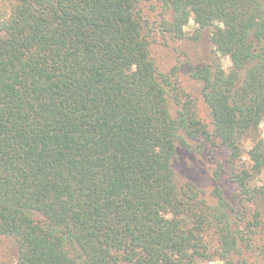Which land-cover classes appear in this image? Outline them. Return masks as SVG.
<instances>
[{"label": "trees", "instance_id": "16d2710c", "mask_svg": "<svg viewBox=\"0 0 264 264\" xmlns=\"http://www.w3.org/2000/svg\"><path fill=\"white\" fill-rule=\"evenodd\" d=\"M143 2L0 0V237L16 264H206L212 229L229 262L264 227L250 185L264 172V0ZM191 20L231 62L187 70L207 120L154 53ZM250 135L248 170L234 160ZM219 151L210 203L176 161Z\"/></svg>", "mask_w": 264, "mask_h": 264}, {"label": "rangeland", "instance_id": "374dc122", "mask_svg": "<svg viewBox=\"0 0 264 264\" xmlns=\"http://www.w3.org/2000/svg\"><path fill=\"white\" fill-rule=\"evenodd\" d=\"M150 1L144 0L143 3L145 6H149ZM195 28L196 25L191 20L184 28L186 36L181 40H177L176 43H173L169 36H166V39L161 35L155 36L157 41L154 46V53L162 71L169 73L172 69H176L180 85L188 93H191L193 98L198 99L197 105L200 114L204 120H207L208 113L201 97V84L193 81L187 74V70L190 65L208 64L211 61H221L223 66L229 69L231 62L228 58H215L212 52V45L209 43L208 34L205 33L203 38L196 43L191 38ZM260 136L264 139V122L260 126ZM255 141L256 136L254 135L247 136L242 140V156L240 159L234 160L236 164L243 165L248 170L251 169L253 162L249 151L253 148ZM228 156V152L219 151L215 160L211 161L207 154H199L197 152L189 154L183 152L179 160L176 161L177 177L181 183H186L190 180L194 181L198 189L205 192V197H208L209 202L214 203L211 197L214 187L213 164H217V162L229 164V162L227 163ZM250 185L251 187L264 188V172L255 177ZM229 188L231 193L233 188L230 185ZM205 241L208 243L211 256L210 262L206 264H233L232 261L235 262L234 264H264V227L258 229L256 234H252L245 242L240 241L239 246H241L242 252L233 254L229 262L220 258V244L213 229L207 230ZM0 258L5 264H16L18 251L11 240L0 237Z\"/></svg>", "mask_w": 264, "mask_h": 264}]
</instances>
